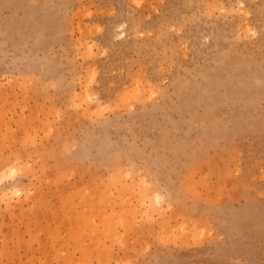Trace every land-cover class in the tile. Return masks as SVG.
I'll use <instances>...</instances> for the list:
<instances>
[{
    "label": "rangeland",
    "instance_id": "rangeland-1",
    "mask_svg": "<svg viewBox=\"0 0 264 264\" xmlns=\"http://www.w3.org/2000/svg\"><path fill=\"white\" fill-rule=\"evenodd\" d=\"M0 264H264V0H0Z\"/></svg>",
    "mask_w": 264,
    "mask_h": 264
},
{
    "label": "bare ground",
    "instance_id": "bare-ground-1",
    "mask_svg": "<svg viewBox=\"0 0 264 264\" xmlns=\"http://www.w3.org/2000/svg\"><path fill=\"white\" fill-rule=\"evenodd\" d=\"M12 171H13V170H12ZM12 171H11V172H12ZM3 173H5V172H3ZM4 178H5V176H4ZM160 195H161V194H160ZM161 198H162V197H161Z\"/></svg>",
    "mask_w": 264,
    "mask_h": 264
}]
</instances>
